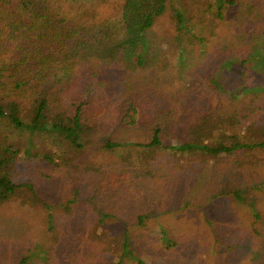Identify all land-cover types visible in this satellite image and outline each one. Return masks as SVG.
<instances>
[{
    "label": "trees",
    "instance_id": "16d2710c",
    "mask_svg": "<svg viewBox=\"0 0 264 264\" xmlns=\"http://www.w3.org/2000/svg\"><path fill=\"white\" fill-rule=\"evenodd\" d=\"M259 50L264 0H0V206L38 195L66 264H192L190 232L225 247L208 264H264ZM203 184L213 215L162 207Z\"/></svg>",
    "mask_w": 264,
    "mask_h": 264
},
{
    "label": "rangeland",
    "instance_id": "374dc122",
    "mask_svg": "<svg viewBox=\"0 0 264 264\" xmlns=\"http://www.w3.org/2000/svg\"><path fill=\"white\" fill-rule=\"evenodd\" d=\"M120 5V4H119ZM120 7V6H119ZM111 10L113 6L109 7ZM162 26V24H160ZM157 25L158 27L160 26ZM257 67L264 64V50H259L257 56ZM263 66V65H262ZM264 70V69H263ZM241 86L231 85V90L236 91L239 94ZM244 89V90H243ZM248 89V88H247ZM245 87H242L241 92L247 90ZM264 90V86L261 85L259 87L250 88L249 90ZM8 131L3 126H0V138L8 139ZM9 143H13L11 140H7ZM180 162H184L186 160H191L192 158L189 156H180ZM144 175H151V172L142 167L139 170ZM251 178L247 181L250 182ZM165 185V183H162ZM213 186H206L203 184L198 187L196 190L190 191L189 194L185 196V194L176 195L178 200L171 201L170 196L172 194L165 193L162 196L164 204L162 207L174 208L173 211L174 220H178L179 222H184L183 220H187L189 218L195 221L197 217H199V213H202V206L209 203L211 200V192L209 189H212ZM39 196L34 195L33 192H28L25 196H15L14 200H11L9 203L0 206V264H66L64 258L62 257V253H58V255H52L48 253V248L50 247V243L48 242L47 237H44L40 229V225H37V221L39 219V214H42L43 210L41 209V205L39 202ZM25 200V201H24ZM188 200L185 204V201ZM181 203V204H177ZM209 209L211 215L214 214V204L210 203L206 205ZM203 213L200 214L203 218ZM251 221V217H250ZM248 220V223L250 222ZM202 229L210 230L208 227L204 228L200 226ZM192 233V236L195 238L190 241L189 247L191 249H186L184 252H171L176 258H181L183 255L190 257V260L194 264H208L215 261L217 257V252L224 250L225 247L219 245L216 248V244H220V242L210 243L208 239L199 236L195 232ZM189 236V234H186ZM185 236V237H186ZM192 236L188 237L191 238ZM208 236L210 233L208 232ZM243 236V235H241ZM199 238V239H196ZM242 247L243 250L247 251V254L251 259H255L259 255V250L253 247L252 244L248 242H238L237 245ZM76 255L79 254V251L82 248H77L73 246ZM150 246L146 244H142L139 246L138 253L144 257L148 262V257L150 256ZM93 252V251H92ZM176 253V254H175ZM95 255V253L93 252ZM49 256L57 257V258H49ZM96 256V255H95ZM164 259L168 258L162 255ZM62 257V258H61ZM129 259L131 258L130 254L128 255ZM26 258L25 262L22 263V259ZM93 257H88V259H92ZM128 264H133V260L129 261L127 256L125 257ZM109 260V259H108ZM117 257L109 260L106 264L115 263ZM127 262L125 264H127ZM172 262L168 260L164 262V264H171ZM192 263V264H193Z\"/></svg>",
    "mask_w": 264,
    "mask_h": 264
}]
</instances>
